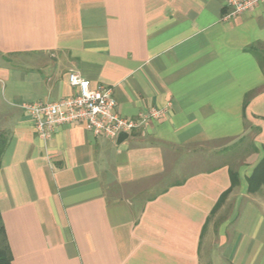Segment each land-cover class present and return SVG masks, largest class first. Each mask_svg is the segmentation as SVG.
I'll return each mask as SVG.
<instances>
[{
	"label": "crops",
	"instance_id": "obj_1",
	"mask_svg": "<svg viewBox=\"0 0 264 264\" xmlns=\"http://www.w3.org/2000/svg\"><path fill=\"white\" fill-rule=\"evenodd\" d=\"M229 11L0 0L12 264H264V181L250 184L264 158V3ZM72 71L111 86L122 116L165 113L121 137L65 124L45 141L24 104L74 94Z\"/></svg>",
	"mask_w": 264,
	"mask_h": 264
},
{
	"label": "built area",
	"instance_id": "obj_2",
	"mask_svg": "<svg viewBox=\"0 0 264 264\" xmlns=\"http://www.w3.org/2000/svg\"><path fill=\"white\" fill-rule=\"evenodd\" d=\"M230 11L225 16H235L256 7L264 0H228ZM70 84L76 89L57 101H35L24 104L40 138L48 141L55 128L65 124H82L95 135L115 138L122 133L130 134L150 119L160 118L165 110L152 108L136 118L122 116L117 111V100L111 86L93 87L91 80L79 72L69 74Z\"/></svg>",
	"mask_w": 264,
	"mask_h": 264
},
{
	"label": "trees",
	"instance_id": "obj_3",
	"mask_svg": "<svg viewBox=\"0 0 264 264\" xmlns=\"http://www.w3.org/2000/svg\"><path fill=\"white\" fill-rule=\"evenodd\" d=\"M8 139L6 135L0 133V169L2 165V158L6 150ZM233 174V178H234ZM264 181V158L258 165L255 175L251 177L250 184L252 185L258 183L259 181ZM13 255L8 244L5 226L2 220V215L0 213V264H12Z\"/></svg>",
	"mask_w": 264,
	"mask_h": 264
},
{
	"label": "rangeland",
	"instance_id": "obj_4",
	"mask_svg": "<svg viewBox=\"0 0 264 264\" xmlns=\"http://www.w3.org/2000/svg\"><path fill=\"white\" fill-rule=\"evenodd\" d=\"M233 154V153H232ZM228 154L225 152V153H223V154H221V159H226V158H228V159H231V157H229V155L227 156Z\"/></svg>",
	"mask_w": 264,
	"mask_h": 264
},
{
	"label": "water",
	"instance_id": "obj_5",
	"mask_svg": "<svg viewBox=\"0 0 264 264\" xmlns=\"http://www.w3.org/2000/svg\"><path fill=\"white\" fill-rule=\"evenodd\" d=\"M123 135H127V134L126 133H122V134H120V137L123 136Z\"/></svg>",
	"mask_w": 264,
	"mask_h": 264
}]
</instances>
